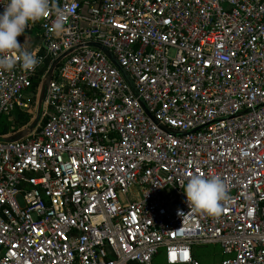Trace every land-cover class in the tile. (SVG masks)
Wrapping results in <instances>:
<instances>
[{"label": "built area", "instance_id": "built-area-1", "mask_svg": "<svg viewBox=\"0 0 264 264\" xmlns=\"http://www.w3.org/2000/svg\"><path fill=\"white\" fill-rule=\"evenodd\" d=\"M52 3L64 33L29 24L17 40L41 62L0 71V264H202L208 245L264 264V0ZM194 173L227 185L218 216L189 211Z\"/></svg>", "mask_w": 264, "mask_h": 264}, {"label": "clouds", "instance_id": "clouds-1", "mask_svg": "<svg viewBox=\"0 0 264 264\" xmlns=\"http://www.w3.org/2000/svg\"><path fill=\"white\" fill-rule=\"evenodd\" d=\"M4 10L0 12V71L10 72L17 64L27 71H34L41 60L22 47L17 37L23 35L29 24L54 15L50 31L59 37L64 33L66 14L53 8L52 0H0ZM189 211L218 216L221 203L228 198V188L218 175L192 174L183 187Z\"/></svg>", "mask_w": 264, "mask_h": 264}, {"label": "water", "instance_id": "water-1", "mask_svg": "<svg viewBox=\"0 0 264 264\" xmlns=\"http://www.w3.org/2000/svg\"><path fill=\"white\" fill-rule=\"evenodd\" d=\"M91 46L93 47H96V48H99L101 49L108 57L109 59L113 62V64L119 69V71L121 72L122 76L124 77V79L126 80V82L131 86L132 90H133V93L135 94V96H139L136 88L134 87L133 83H132V80L131 78L129 77V74L124 70V68L119 64V62L117 61V59L114 57V55L112 54L111 51H109L106 47L102 46L101 44L99 43H90ZM61 59V58H60ZM59 59V60H60ZM55 61L53 66H52V69L57 65L58 61ZM52 69L48 72V75H47V78L45 79L44 83H43V87H42V92L45 91V94H44V98H45V95H46V90H47V85H48V81L50 80L51 78V71ZM42 94V93H41ZM143 109L145 110V112L148 114V116L157 124L159 125L161 128H163L164 130L168 131L169 133L171 134H174V135H182V134H187L186 132H179V131H176V130H172V129H169L165 126H163L162 124H160V122L153 116V114L149 111V109L147 108V106L145 105V103L141 100V98L139 99ZM43 106H44V99H43V102L39 104V109H38V113H37V116L34 120V122L32 123V125L30 126V129L34 128L36 126V124L39 122V120L41 119V116H42V112H43ZM22 134L21 133H18L16 135H14V137H10L8 138L7 140H15V139H18L19 137H21ZM2 140V139H1Z\"/></svg>", "mask_w": 264, "mask_h": 264}, {"label": "rangeland", "instance_id": "rangeland-1", "mask_svg": "<svg viewBox=\"0 0 264 264\" xmlns=\"http://www.w3.org/2000/svg\"><path fill=\"white\" fill-rule=\"evenodd\" d=\"M42 93V94H41ZM40 93V97H39V103L43 102V99H44V94H45V91H41ZM25 116V118L21 119V123H25V121L29 120V117ZM4 140H7V139H4ZM203 250H201L200 253H202L201 255V259L202 261L204 262V264H214L216 263L219 255H217L216 253L218 252H221V248L218 246V245H208V246H205V247H202ZM157 263L158 264H162L163 263V259L161 256L158 257V259H156Z\"/></svg>", "mask_w": 264, "mask_h": 264}, {"label": "trees", "instance_id": "trees-1", "mask_svg": "<svg viewBox=\"0 0 264 264\" xmlns=\"http://www.w3.org/2000/svg\"><path fill=\"white\" fill-rule=\"evenodd\" d=\"M49 63H50V60L47 59L45 61V64L43 65V67L40 68L39 71L37 72V74H36V76L34 78V81H33L35 86H37L39 83H42L43 81H45V78H43V76L46 74V70L48 69ZM23 118H25V115H23L22 113H19V117L17 118V121H18L17 125H19V126L22 125V123H21L22 120L21 119H23ZM0 120L2 122V124H0V131L2 133H5L11 128V124L9 122H7V120L4 117H0ZM10 137H14V135H12ZM203 247H205V246H203ZM198 248H202V247H198ZM195 249H197V248H195ZM194 255H195L196 258H198L200 260L199 256L196 254V252H194ZM222 255H223V258H224L223 252H222ZM164 264H165V262H164Z\"/></svg>", "mask_w": 264, "mask_h": 264}, {"label": "crops", "instance_id": "crops-1", "mask_svg": "<svg viewBox=\"0 0 264 264\" xmlns=\"http://www.w3.org/2000/svg\"><path fill=\"white\" fill-rule=\"evenodd\" d=\"M78 1H79L80 5H81L82 11H84L90 3H92L93 1H98V0H78ZM43 83H44V81L42 82V84H43ZM41 91H42V90H41ZM40 93H41V92H40ZM39 97H40V94H39ZM39 104H40V103H39V98H38V109H39ZM25 122H26V121H25ZM22 124H23V123H22ZM218 246H219V245H218ZM219 247H220V246H219ZM220 248H221V247H220ZM201 250H203V248H197V249L194 250V252H196V254L199 256V258H200L202 264H204V262H203L202 259H201V255H202V253H200ZM216 254L219 255V257H218V259L216 260L217 262L214 263V264H219V263L221 262L222 258H223V255H222V249H221V252H218V253H216ZM159 256L162 257V259H163V263H162V264H164V254L161 253ZM159 256H158V257H159ZM158 257H157V259H158ZM156 264H158L157 261H156Z\"/></svg>", "mask_w": 264, "mask_h": 264}]
</instances>
